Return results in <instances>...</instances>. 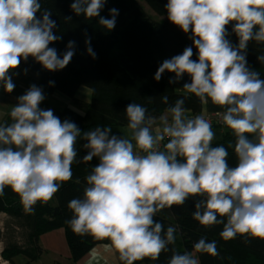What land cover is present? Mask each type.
Segmentation results:
<instances>
[{
  "label": "clouds",
  "instance_id": "clouds-1",
  "mask_svg": "<svg viewBox=\"0 0 264 264\" xmlns=\"http://www.w3.org/2000/svg\"><path fill=\"white\" fill-rule=\"evenodd\" d=\"M106 3L72 0L70 7L86 20L99 18L98 24L111 31L119 10L110 9L111 18L101 16ZM165 9L171 24L191 33L192 46L165 59L154 79L172 73L173 84L187 75L191 82L183 84L184 92L224 109L222 123L235 137L230 146L237 163L229 166L227 148L213 146L216 133L204 115H186L190 110L184 97L169 105V97L162 96L161 103L169 106L159 117L142 104L129 103L127 136L111 134L110 127L83 131L87 154L82 162L96 158L99 163L86 176L82 197L69 201L73 215L66 223L74 234L110 241L105 250H115L123 264L155 261L168 251L176 228L165 230L154 217L189 198H199L193 219L205 227L222 224L224 241L237 236L264 240V79L247 62L249 42L264 45V0H167ZM229 25L236 45L228 38ZM56 26L50 11L41 12L40 0H0V87L6 93L14 91L12 75L30 57L49 72L71 62L75 41L68 42L62 55L50 47L61 39ZM85 44L95 59L90 39ZM257 61L264 66V53ZM44 100L43 89L31 85L11 106V122L0 123V197L10 188L29 214L71 180L82 133L75 122L42 109ZM194 252L219 255L216 241L205 237L194 244ZM168 264L199 260L173 250Z\"/></svg>",
  "mask_w": 264,
  "mask_h": 264
},
{
  "label": "trees",
  "instance_id": "trees-1",
  "mask_svg": "<svg viewBox=\"0 0 264 264\" xmlns=\"http://www.w3.org/2000/svg\"><path fill=\"white\" fill-rule=\"evenodd\" d=\"M146 2L163 21H156L140 5L139 0H107L100 15L111 18L109 10L116 8L119 15L116 26L107 31L98 24V19L86 20L81 14L77 16L71 11L72 0H40L41 12L50 11L51 19L56 22L54 33L60 40L50 45L62 55L69 41H75V54L71 62L60 71L49 72L42 68L31 57L19 65L39 75V86L46 93H61L72 99L75 106L63 110H53L61 121L68 119L75 122L82 130L77 139V159L72 164V178L63 182L53 199L44 204L38 202L34 212L29 214L24 210L17 194L10 188H5L0 197V214L8 215L17 220L18 228L23 238L22 245L11 244L4 249L1 256L10 264H16L15 258L26 257L31 262H37L44 254L40 244L42 235L60 229L65 231V238L70 251V260L80 262L96 247L109 244L108 240H96L89 235L74 234L66 221L72 218V212L67 205L70 200L82 197L86 186V176L99 161L82 162L87 150L83 148V131L95 127H126V106L135 102L148 108L149 114L159 117L165 114V109L180 97L185 98V107L193 114L223 112L224 109L213 105L210 100L202 102L194 94L177 93L174 83L170 84L172 73L165 72L160 81L154 79L155 73L165 59L182 54L185 47L192 46L189 34L183 33L167 19L165 5L167 0H141ZM38 16L41 13H37ZM65 17H71L66 22ZM229 39L233 45L238 44V38L232 34V25L228 26ZM190 33V32H189ZM191 35V33H190ZM90 39L96 58L87 54L85 40ZM193 59H197L193 47ZM264 53V45L249 42L247 47L248 65L260 72L264 79V66L257 61V55ZM183 83H190V77L185 75ZM50 82H54L50 86ZM87 88L90 92L88 103L78 98V92ZM169 97V105L161 103V97ZM77 107V108H75ZM5 122L10 123V115ZM235 137L228 130L222 139L213 142V146L223 145L228 150L229 166L237 163L234 154ZM79 180L80 183H76ZM199 198H189L182 206L165 208L157 213L155 220L164 225V229L176 228V241L169 245V250L162 252L159 259H145L136 264H168L173 250L179 253L185 251L193 254L200 264H264V240L237 236L233 240L224 241L220 232L223 225L205 227L193 219L194 204ZM205 237L207 241H216L219 255L210 256L207 253L194 252V244ZM119 264H123L120 262Z\"/></svg>",
  "mask_w": 264,
  "mask_h": 264
},
{
  "label": "rangeland",
  "instance_id": "rangeland-1",
  "mask_svg": "<svg viewBox=\"0 0 264 264\" xmlns=\"http://www.w3.org/2000/svg\"><path fill=\"white\" fill-rule=\"evenodd\" d=\"M140 5H142L145 11L153 17L156 21H163L164 18L158 16L155 11L146 3L139 0ZM189 36L190 33H188ZM174 74H172V78ZM183 81L179 83H174V87L177 93L188 94L182 90ZM85 91H88L87 88H82L79 95L86 97ZM63 95L61 93H58ZM90 100V97L89 99ZM66 105H63V107ZM70 106H75L73 102L70 103ZM63 107H59L60 110ZM77 108V107H75ZM65 109V108H64ZM115 129V128H113ZM23 238L21 232L17 225V220L5 215L0 214V264H10L6 262L1 254L6 247L11 244L22 245ZM40 244L43 247L44 254L37 262H31L24 256H19L15 258L16 264H119V254L115 250L106 251L104 246H99V248L93 250L96 254V259H93V251L89 253L84 259L78 263H74L70 260V252L65 236L59 235L58 232H51L41 236ZM195 256L196 254L193 253ZM200 264V263H199Z\"/></svg>",
  "mask_w": 264,
  "mask_h": 264
},
{
  "label": "crops",
  "instance_id": "crops-1",
  "mask_svg": "<svg viewBox=\"0 0 264 264\" xmlns=\"http://www.w3.org/2000/svg\"><path fill=\"white\" fill-rule=\"evenodd\" d=\"M15 73L16 74L12 75V79L15 84V88L12 93L10 94L6 93L3 90V88L0 87V123L5 122V120L7 119L10 113L11 106H14L17 103V98L21 96L22 94H24L31 85L35 84L38 87H40L39 86V79H40L39 75L34 74L29 71L25 73V70H23L20 67H18L15 70ZM81 90L78 92V95H77L78 98L81 101L88 103L90 101L88 100L90 97V92L85 91L84 93H86V97H84L82 94L79 95ZM43 93L45 95V100L40 105L42 109L58 110L59 107H63V105H66L60 109V110H63L64 108L70 106V103L72 102V99L68 98L65 95H60L58 94V92L49 94L43 91ZM191 114H192L191 111L186 113L188 117ZM213 131L216 133V138L213 140V142H215L217 140L222 139V137L228 131V129L225 126H215L213 127ZM111 134H115L118 136L119 135H125V136L129 135L127 127H118V128L112 129ZM56 232H58L60 236L61 235L65 236V231L63 229L57 230ZM100 246H104V245H100ZM97 248H99V246L96 247L95 249Z\"/></svg>",
  "mask_w": 264,
  "mask_h": 264
},
{
  "label": "built area",
  "instance_id": "built-area-1",
  "mask_svg": "<svg viewBox=\"0 0 264 264\" xmlns=\"http://www.w3.org/2000/svg\"><path fill=\"white\" fill-rule=\"evenodd\" d=\"M222 112H213V113H209L206 110H204L200 115H204L206 119H208L210 121V123L212 124V127L215 126H224L222 123V116H221ZM195 114H191L189 117H194Z\"/></svg>",
  "mask_w": 264,
  "mask_h": 264
}]
</instances>
